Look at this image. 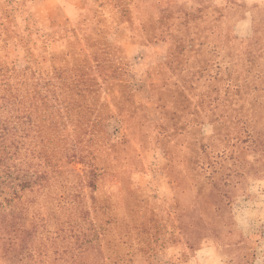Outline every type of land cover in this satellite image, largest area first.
<instances>
[{"label": "rangeland", "instance_id": "rangeland-1", "mask_svg": "<svg viewBox=\"0 0 264 264\" xmlns=\"http://www.w3.org/2000/svg\"><path fill=\"white\" fill-rule=\"evenodd\" d=\"M9 21L0 24L5 76L12 64L22 70L31 59V70L46 80L50 60L69 54L67 81L79 82L74 96L91 106L87 118L95 109L102 116L88 147L101 172L94 185L68 186L78 182L71 170L91 169L74 148L39 198L51 202L62 188L78 194L68 200L81 203V216L67 211L64 218L101 221L102 240L50 257L31 225L32 206L3 207L0 264H264V221H255L252 233L245 227V200L264 181V111L254 104L264 105V96L249 93L253 80L241 43L257 24L264 44V0H87L81 18L57 27L24 8ZM182 40L203 42L204 50L197 53L186 41L179 52ZM204 60L205 74L214 76L222 60H229L230 74L200 77ZM54 82L56 92L69 94ZM63 127L71 137L73 126ZM5 131L0 128V149ZM23 181L0 180V199ZM95 201L106 209L94 210Z\"/></svg>", "mask_w": 264, "mask_h": 264}, {"label": "trees", "instance_id": "trees-1", "mask_svg": "<svg viewBox=\"0 0 264 264\" xmlns=\"http://www.w3.org/2000/svg\"><path fill=\"white\" fill-rule=\"evenodd\" d=\"M0 24H10L6 11L1 8ZM261 32L262 30L256 24L254 25V35L246 40H241V43L244 44L243 55L247 57L246 62H249L246 74H249L253 80L248 87L249 93H254L257 97L264 96V44H260ZM233 39L238 40V37L234 35ZM186 41L197 53L204 50L203 42L182 40L179 41V52L184 48L183 43ZM195 45L198 47L194 49ZM229 48V46L223 48V59L228 56ZM52 56L51 58H58ZM261 59L262 61H260ZM228 61L222 60V64L214 68V76L205 74L208 66L206 60H204V65L197 66L196 72L200 77L205 74L219 80L222 77L219 75L223 72L230 74ZM29 63H34V60L30 59L28 65L22 70L12 64L10 68L12 74L7 77L0 66V128L2 130L4 127L6 128L4 134L6 146L0 149V180H24L10 185L11 193L14 195L0 199V209L30 204L32 206L30 213L33 217L31 225L36 229L34 232L40 234L49 256L51 257L53 253L67 255L71 250L75 253L76 250H84L85 246L93 241H101L102 231L97 229L98 227L102 228L101 221L97 220L88 224L84 218L77 219L76 222H72L68 218L65 219L64 215L67 214V211L72 214L78 213L81 216L84 210L81 203L77 204L68 200L78 194L67 192L66 188L57 192L51 202L39 198L52 185L53 180H58V177L64 172L63 164L59 163L64 162V157H67V154L74 148L77 153L76 157L81 162H86L91 169L86 170L84 175L75 169L71 170L78 182L72 181L71 184L65 185L72 188L80 185L86 186V184L94 185V178L101 175V172L94 163L89 161L92 153L88 147L89 142L96 139L93 128L102 120V116L95 109L92 112L94 117L87 118L85 112L91 106L79 101L74 96L76 92L74 90L78 88L79 82L70 83L67 81L69 77L72 78L69 54H66L64 61L50 60L47 69L50 76L46 80L36 76L37 69L31 70L32 66ZM242 64L244 65V62ZM79 69L83 70V66ZM13 74L16 76L13 77ZM83 76L84 74H81V78ZM55 80L62 82L61 87L67 86L70 95L63 94L61 91L56 92L54 90ZM81 90L82 88H79V91ZM221 90H225V95H228L227 86ZM237 90L240 92L241 89L238 87ZM215 91L219 93L220 90L215 89ZM254 104L261 105L264 111L262 103ZM74 115L77 116L74 117ZM260 122L261 120H257L255 126ZM62 125L63 129L73 126L71 137L60 130ZM44 130L52 135L46 138ZM64 139L70 140L69 148L53 143ZM65 144L67 143L65 142ZM58 153L60 157L55 158L54 156ZM57 160L58 162H56ZM87 171L90 172L91 180H87ZM219 195L222 193L219 192ZM102 207L106 209V205L96 202L94 210L97 211ZM43 209L46 211L44 218L40 217L42 222L37 223ZM107 222L109 223V221ZM90 225H93V228ZM75 244H79V248L73 247Z\"/></svg>", "mask_w": 264, "mask_h": 264}, {"label": "crops", "instance_id": "crops-1", "mask_svg": "<svg viewBox=\"0 0 264 264\" xmlns=\"http://www.w3.org/2000/svg\"><path fill=\"white\" fill-rule=\"evenodd\" d=\"M86 3L87 0H0V8L7 12L9 18L24 8L30 17L43 19L53 28L81 18L86 12ZM250 192L252 195L245 200L248 233H252L250 229L255 221H264V181L254 184Z\"/></svg>", "mask_w": 264, "mask_h": 264}]
</instances>
